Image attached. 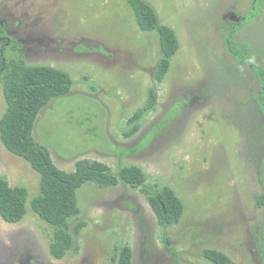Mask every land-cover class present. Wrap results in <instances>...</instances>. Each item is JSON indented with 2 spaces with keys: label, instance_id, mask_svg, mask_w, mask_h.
Here are the masks:
<instances>
[{
  "label": "rangeland",
  "instance_id": "obj_1",
  "mask_svg": "<svg viewBox=\"0 0 264 264\" xmlns=\"http://www.w3.org/2000/svg\"><path fill=\"white\" fill-rule=\"evenodd\" d=\"M146 1L180 44L161 83L159 36L140 30L128 0H0V21L29 65L62 69L74 81L67 97L40 112L33 130L56 166L73 172L78 161L92 160L114 174L140 167L146 187H168L181 200L180 222L162 225L141 190L88 183L77 192L80 214L68 222L74 249L55 260V227L31 207L41 176L0 139V178L29 194L21 223L0 217V264H117L126 248L132 264H211L207 250L236 264H263L264 208L257 200L264 115L252 97V68L238 64L224 39L236 31L264 68V2L261 17L245 23L255 0ZM150 88L155 110L147 108ZM6 109L0 84V122ZM134 125L138 132L126 136Z\"/></svg>",
  "mask_w": 264,
  "mask_h": 264
},
{
  "label": "trees",
  "instance_id": "obj_2",
  "mask_svg": "<svg viewBox=\"0 0 264 264\" xmlns=\"http://www.w3.org/2000/svg\"><path fill=\"white\" fill-rule=\"evenodd\" d=\"M264 0H255L254 8L244 17L245 23H252L261 17ZM141 31L156 32L159 36L162 58L155 73V80L163 82L168 75L172 59L177 55L180 44L176 32L168 25L161 24L154 8L146 0H128ZM226 50L234 56L238 64L252 68L257 87L252 97L259 111L264 115V68L255 61L254 47L239 41L236 31H231L224 39ZM22 44L12 38L6 24L0 21V84L3 86L6 112L0 122V139L12 154L25 159L41 176L40 194L31 202L32 210L41 219L55 227L50 255L62 260L74 249L75 240L68 230V222L80 214L77 192L88 183L102 187L119 184L141 190L156 213L162 225H176L180 222L184 205L168 187L150 189L146 187V176L140 167H123L114 174L110 167L99 161L80 160L73 172L59 169L52 160L50 150L36 142L33 137L35 122L40 112L54 100L67 97L74 85L71 75L62 69L50 66H32L21 53ZM157 92L150 88L147 108L155 110ZM136 114L131 123L138 121ZM134 125L130 136L137 133ZM262 194L257 205L264 208V160L259 169ZM28 190L12 187L0 178V217L9 224L21 223L28 213ZM83 223H79L75 234L81 233ZM258 251L264 264V219L258 224ZM205 258L211 264H236L226 254L207 250ZM117 264H132L131 250L120 253Z\"/></svg>",
  "mask_w": 264,
  "mask_h": 264
}]
</instances>
